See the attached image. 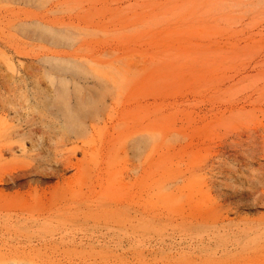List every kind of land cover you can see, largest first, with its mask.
I'll list each match as a JSON object with an SVG mask.
<instances>
[{
  "label": "rangeland",
  "instance_id": "rangeland-1",
  "mask_svg": "<svg viewBox=\"0 0 264 264\" xmlns=\"http://www.w3.org/2000/svg\"><path fill=\"white\" fill-rule=\"evenodd\" d=\"M0 264H264V0H0Z\"/></svg>",
  "mask_w": 264,
  "mask_h": 264
},
{
  "label": "bare ground",
  "instance_id": "bare-ground-1",
  "mask_svg": "<svg viewBox=\"0 0 264 264\" xmlns=\"http://www.w3.org/2000/svg\"><path fill=\"white\" fill-rule=\"evenodd\" d=\"M60 110H62L63 118L67 126L73 125L76 126L80 123V120H83L84 113L80 110V108L72 113L69 109H66L63 104L59 102Z\"/></svg>",
  "mask_w": 264,
  "mask_h": 264
}]
</instances>
